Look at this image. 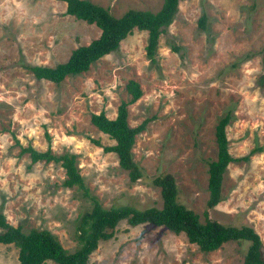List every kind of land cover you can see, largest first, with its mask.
<instances>
[{
    "label": "rangeland",
    "instance_id": "rangeland-1",
    "mask_svg": "<svg viewBox=\"0 0 264 264\" xmlns=\"http://www.w3.org/2000/svg\"><path fill=\"white\" fill-rule=\"evenodd\" d=\"M88 1L117 18L128 10L155 13L163 3ZM64 12L65 3L55 0H0V214L6 222L25 233L46 230L73 252L89 198L105 209L161 208L160 189L151 179L170 174L177 201L201 223L207 212L222 224L253 228L264 255V0H181L154 62L145 55L147 32L134 30L85 73L59 84L38 81L29 67L64 63L100 34L94 24ZM202 15L205 29L199 27ZM130 80L142 94L127 107L128 125L147 121L131 151L143 174L138 182L129 180L114 153L104 152L114 141L90 122L100 112L116 116L119 104L129 100ZM228 113V152L247 159L228 164L222 199L209 209L208 162L217 157L215 127ZM27 146L74 155L88 196L62 185L59 164H32L21 153ZM247 247L228 242L203 254L183 233L123 220L87 264H243ZM17 258L15 246L0 244V264H18Z\"/></svg>",
    "mask_w": 264,
    "mask_h": 264
},
{
    "label": "trees",
    "instance_id": "trees-1",
    "mask_svg": "<svg viewBox=\"0 0 264 264\" xmlns=\"http://www.w3.org/2000/svg\"><path fill=\"white\" fill-rule=\"evenodd\" d=\"M65 3V15L77 20L94 24L100 30L97 39L84 46L76 47L61 64L54 67L31 66L33 77L40 81L59 84L66 77L85 73L89 67L103 56L116 51L119 44L134 30L147 32L145 46L146 58L154 62L158 40L173 22L178 4L181 0H163L159 11L152 13L141 10H128L120 17H114L110 12L88 0H55ZM206 17L201 16L199 27L205 29ZM174 51L178 49L173 48ZM129 95L128 101H122L116 110V116L109 119L104 112L92 114L91 124L102 134L114 141V145L104 147V152H112L118 159L119 167L127 171L131 182L143 178L140 167L133 161L132 147L135 137L144 131L147 121L136 127H130L127 121V107L141 97L139 85L130 80L125 85ZM230 121L229 113L221 117L215 127V142L217 157L208 162L207 190L209 199L207 207L213 208L222 199V176L228 164L232 161L246 160L247 156L238 159L231 158L228 152L226 127ZM97 145L98 142H95ZM22 154H27L32 164L37 162L59 164L65 174L62 185L65 188H77L85 196L88 190L75 164L72 154L53 155L48 149L37 151L31 146L21 148ZM151 184L160 189L161 208L150 207L135 209L129 206L105 209L96 198L91 200V209L80 217L78 231L75 233L79 246L73 252L66 251L57 238L46 230L32 229L25 233L20 226L13 227L0 214V244H12L18 249V264H44L52 261L55 264H87L90 254L97 248L100 241L113 237L120 221L125 220L129 226L147 225L163 227L175 234H185L190 244L207 254L219 249L228 242H247L243 264H264L262 243L255 230L248 226H233L222 224L210 219L206 212L205 222L190 209L177 201L178 189L170 174L155 176Z\"/></svg>",
    "mask_w": 264,
    "mask_h": 264
}]
</instances>
